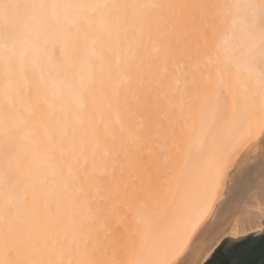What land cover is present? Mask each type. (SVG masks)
I'll use <instances>...</instances> for the list:
<instances>
[{
    "label": "bare ground",
    "instance_id": "6f19581e",
    "mask_svg": "<svg viewBox=\"0 0 264 264\" xmlns=\"http://www.w3.org/2000/svg\"><path fill=\"white\" fill-rule=\"evenodd\" d=\"M231 2L240 6L218 17L206 38L191 10L166 39L168 9L49 7L16 14L11 76L0 63V178L8 172L7 193L0 185V215L7 211L61 243L37 252L0 250V259L202 264L225 233L264 228L263 180L250 199H221L235 153L251 144L244 153L253 159L264 138L262 96L254 93L264 70L261 21L243 6L248 0ZM254 94L261 96L258 103L250 102ZM209 122L217 148L199 152ZM196 169L198 193L175 215Z\"/></svg>",
    "mask_w": 264,
    "mask_h": 264
},
{
    "label": "snow or ice",
    "instance_id": "6c2138e0",
    "mask_svg": "<svg viewBox=\"0 0 264 264\" xmlns=\"http://www.w3.org/2000/svg\"><path fill=\"white\" fill-rule=\"evenodd\" d=\"M240 5L234 4L231 0H206L202 3H170V4H157V3H137V2H118V3H92L84 5H69V4H48L44 2L38 3H21L16 0H0V40L3 41L2 50L3 54L0 55V63L3 64V73L5 77L11 76L14 71L13 52L15 41L12 40L13 20L16 14L21 10L26 9H46L49 7H87L90 9H140L151 11L153 9H168L170 15L167 18L169 26L166 32L162 33V39H166L172 32L178 30L186 16V13L191 10L199 14V19L205 38L210 33L215 25L218 17L226 16L230 9ZM247 8L254 9L261 21V30L259 34V59L264 65V0H248L243 5ZM11 41V43H10ZM259 87L261 89L262 107H264V70L260 73ZM7 91V89H5ZM218 111V110H216ZM204 116L211 118V114L205 111ZM243 113L240 114L242 118ZM2 134L7 138L8 129L5 127ZM201 135L204 139L200 142L199 152L213 153L216 151L217 143L215 139L216 133L212 123H206L205 127L201 130ZM7 147V143H5ZM200 170L196 169L192 173L191 187L184 193L181 203L177 204L173 209L175 215H179L182 211V204L185 199H190L197 195L199 182L197 175ZM0 185H2L7 193L8 188V172L4 171L2 178H0ZM6 197V202H7ZM146 223L145 243L147 245L151 234V223ZM61 241L56 235L49 233L46 229H34L30 224L18 222L10 213L5 211L0 215V250L6 255L13 251L23 250L25 252L44 251L49 248H55ZM0 264H36L34 261H11L8 259H0ZM79 264H90L88 261H81ZM128 264H161L160 261L150 258H136L128 261Z\"/></svg>",
    "mask_w": 264,
    "mask_h": 264
},
{
    "label": "rangeland",
    "instance_id": "374dc122",
    "mask_svg": "<svg viewBox=\"0 0 264 264\" xmlns=\"http://www.w3.org/2000/svg\"><path fill=\"white\" fill-rule=\"evenodd\" d=\"M248 85H250V84H248ZM258 85H259V82H258ZM258 85H256V87H259ZM251 86H253L255 88V85H253V83H251ZM254 88H252V91L254 90ZM255 90H254V93L257 92L256 93L257 95L259 93V90L261 92L260 88L259 89L255 88ZM256 94H254V97L252 98V100L250 102H253V100H254L256 103H258L259 101H257V100L258 99L261 100V98H260L261 96H258L259 98H257ZM255 96H256V98H255ZM263 141H264V138H262L259 141L260 145H258L257 149H255L256 150L255 152H257V153L254 152L256 155L255 156L253 155L254 157L251 160L248 159V158H252L251 156H249V153H244L247 150L248 147H251V144L249 146V144L247 145V143H245L244 144L245 147L241 146V149H239L240 147L238 148L239 151L237 153H235V156L232 158V161L230 162L231 163L230 164V167H231L230 172L231 173H229V176L227 175V178H226V181H225L226 182L225 189H224L225 191L226 190L227 191H226L225 195L222 196V198H221L222 200H226L228 203H230V202L232 203L234 201H241L245 197L250 199L254 195V193L256 192L255 187H257L258 181L259 180H263L264 181V148H263L264 147V142ZM253 150L254 149H252L251 151L253 152ZM240 155L242 157L240 158V160H238V157ZM237 160L240 163H241V161H243L242 164H239L237 162ZM234 172H237V174L234 173ZM232 176L235 177L234 180H233ZM262 186H264V182H263ZM248 188H250V189H248ZM228 189L231 190L230 191L231 193L228 192ZM258 189H257V191H258ZM225 197H227V198H225ZM246 232L252 233V232H257V231L256 230H253V231L249 230V231H246ZM249 233H245V234H249ZM227 236H229V235L227 233H225L220 238V241L223 240ZM220 241H219V243H220ZM188 262L186 261L184 263L187 264Z\"/></svg>",
    "mask_w": 264,
    "mask_h": 264
},
{
    "label": "water",
    "instance_id": "95a60500",
    "mask_svg": "<svg viewBox=\"0 0 264 264\" xmlns=\"http://www.w3.org/2000/svg\"><path fill=\"white\" fill-rule=\"evenodd\" d=\"M202 264H264V229L225 237Z\"/></svg>",
    "mask_w": 264,
    "mask_h": 264
}]
</instances>
